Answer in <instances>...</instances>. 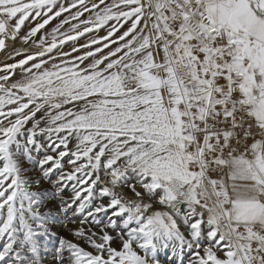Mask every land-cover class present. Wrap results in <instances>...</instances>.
Returning a JSON list of instances; mask_svg holds the SVG:
<instances>
[{
  "label": "snow or ice",
  "instance_id": "snow-or-ice-1",
  "mask_svg": "<svg viewBox=\"0 0 264 264\" xmlns=\"http://www.w3.org/2000/svg\"><path fill=\"white\" fill-rule=\"evenodd\" d=\"M0 52V264H264V0H0Z\"/></svg>",
  "mask_w": 264,
  "mask_h": 264
},
{
  "label": "rangeland",
  "instance_id": "rangeland-1",
  "mask_svg": "<svg viewBox=\"0 0 264 264\" xmlns=\"http://www.w3.org/2000/svg\"><path fill=\"white\" fill-rule=\"evenodd\" d=\"M7 56H8L7 52H0V62L5 61ZM34 175H38V173H36V174L34 173Z\"/></svg>",
  "mask_w": 264,
  "mask_h": 264
},
{
  "label": "built area",
  "instance_id": "built-area-1",
  "mask_svg": "<svg viewBox=\"0 0 264 264\" xmlns=\"http://www.w3.org/2000/svg\"><path fill=\"white\" fill-rule=\"evenodd\" d=\"M36 174V173H35Z\"/></svg>",
  "mask_w": 264,
  "mask_h": 264
}]
</instances>
